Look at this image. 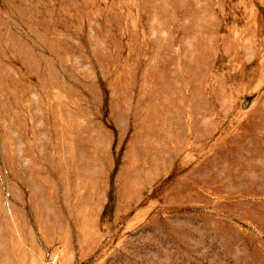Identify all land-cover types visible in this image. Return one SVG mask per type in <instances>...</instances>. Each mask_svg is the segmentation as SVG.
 <instances>
[{
  "label": "rangeland",
  "instance_id": "1",
  "mask_svg": "<svg viewBox=\"0 0 264 264\" xmlns=\"http://www.w3.org/2000/svg\"><path fill=\"white\" fill-rule=\"evenodd\" d=\"M0 264H264V0H0Z\"/></svg>",
  "mask_w": 264,
  "mask_h": 264
}]
</instances>
